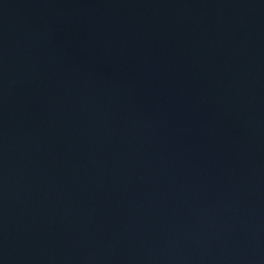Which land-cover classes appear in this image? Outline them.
Listing matches in <instances>:
<instances>
[{"label": "water", "instance_id": "obj_1", "mask_svg": "<svg viewBox=\"0 0 264 264\" xmlns=\"http://www.w3.org/2000/svg\"><path fill=\"white\" fill-rule=\"evenodd\" d=\"M0 264H264V0H0Z\"/></svg>", "mask_w": 264, "mask_h": 264}]
</instances>
